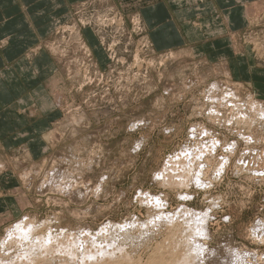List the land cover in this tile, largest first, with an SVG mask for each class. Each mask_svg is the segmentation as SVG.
I'll use <instances>...</instances> for the list:
<instances>
[{
  "label": "rangeland",
  "instance_id": "374dc122",
  "mask_svg": "<svg viewBox=\"0 0 264 264\" xmlns=\"http://www.w3.org/2000/svg\"><path fill=\"white\" fill-rule=\"evenodd\" d=\"M137 1L52 0L45 10L48 36L25 56H49L53 111L24 156L0 148V170L15 172L0 185L9 204L0 209V264H164L188 249L185 208L208 213L206 235L195 237L205 255L188 264H264V99L229 76L204 40L156 48ZM257 25L241 40L264 68ZM214 138L219 160L202 161ZM186 147L203 150L202 183L191 180L195 163L182 166ZM19 220L32 223V241L6 236Z\"/></svg>",
  "mask_w": 264,
  "mask_h": 264
},
{
  "label": "crops",
  "instance_id": "0c3cea01",
  "mask_svg": "<svg viewBox=\"0 0 264 264\" xmlns=\"http://www.w3.org/2000/svg\"><path fill=\"white\" fill-rule=\"evenodd\" d=\"M51 1L0 0V148L5 152L22 150V155L17 151L9 157L11 160L24 156L23 149L28 152L29 145L40 143L38 126L53 111L51 89L56 77L49 56L44 52L25 56L28 47L48 36L51 15L45 10ZM55 1L70 3V0ZM137 3L148 37L156 48L174 50L204 40L212 46L211 57L222 61L229 76L254 86L257 95L264 99V68L256 62L258 56L253 54V47L241 40L246 28L257 24L260 28L257 25L255 30L262 33L264 6L262 11L258 8L264 5L263 0ZM40 6L41 12L36 16L35 9ZM246 8L252 9L250 14H246ZM13 174L10 167L1 168L0 185L10 184ZM7 205V200L0 198V209H7Z\"/></svg>",
  "mask_w": 264,
  "mask_h": 264
},
{
  "label": "bare ground",
  "instance_id": "6f19581e",
  "mask_svg": "<svg viewBox=\"0 0 264 264\" xmlns=\"http://www.w3.org/2000/svg\"><path fill=\"white\" fill-rule=\"evenodd\" d=\"M221 84V83H220ZM213 85H216V87L218 86L217 83H214ZM219 87V86H218ZM220 88V87H219ZM218 89V88H217ZM222 89V88H221ZM215 97V96H214ZM233 99L235 98V95L234 93L230 94L229 97H228V100L229 99ZM230 99V100H231ZM254 101V100H253ZM256 102V101H254ZM253 102V104H254ZM261 104V103H260ZM261 107V106H260ZM259 107V111L261 113H264V110L261 109ZM214 108V107H213ZM240 112V111H239ZM237 113V112H236ZM245 117V116H244ZM248 119V118H247ZM207 130L203 131V132H206ZM209 133V132H208ZM207 134V133H206ZM253 138V136H251ZM247 139V137H246ZM213 142V151H215L214 153L212 152L208 159L207 158H204L202 159V161H209V160H219L217 157V151H216V148H217V143H219L220 141L217 139V138H214V141ZM226 142V141H225ZM233 145L234 144H230V149H233ZM208 147V146H207ZM232 151V150H230ZM182 155L184 157V159L181 161L182 162H187L188 164L184 163V165L182 166H188L187 169H190L192 170V167H193V164L195 163L194 165V172L193 174L191 175V180L195 183H202L203 182V179L201 178V175H203V170L202 168H204V165L207 164L205 163L203 166L201 164H199L197 161H199V158L201 159L202 157H205L203 156V150L200 148V147H195V148H187L184 149L182 151ZM216 154V155H215ZM179 155V154H178ZM179 157V156H177ZM229 154H226L224 155L220 160H224V159H229ZM172 159V158H171ZM181 159V158H180ZM179 159V160H180ZM170 160V159H168ZM176 160V159H174ZM174 163H178V161H174ZM226 163V162H224ZM168 164V162H167ZM177 165V164H176ZM179 165V164H178ZM174 166V165H172ZM181 166V167H182ZM178 168V166H176ZM208 167V165L206 166ZM167 168V167H166ZM176 168V169H177ZM171 169H173L171 167ZM224 169V168H223ZM167 170V169H166ZM175 171V170H174ZM189 172V171H188ZM192 173V171H190ZM174 175V174H173ZM163 176V175H162ZM176 176V175H175ZM179 177V175H177ZM176 178V177H175ZM181 179H183L182 177H180ZM185 180V179H184ZM188 182V181H187ZM172 183V182H171ZM150 197V196H149ZM154 198V199H153ZM151 199L154 200L155 202H157L158 204H160L161 202V199L159 197H156V196H151ZM150 207V206H149ZM181 212V211H180ZM179 215L180 213L177 212ZM184 215H186L188 217V221L189 223L191 224V228L188 229L190 230V235L189 237L187 238L186 240V243L185 245H187L188 249H185L182 251V253L179 255V256H176L174 259H168L164 264H188L191 262V260H194L196 259L198 256H200L201 254H203V251H204V247H203V243L195 238L196 236H203V235H206L205 233L207 232V226H206V218L208 217V213H202V212H197V211H192V210H189V209H184L183 211ZM182 213V214H183ZM162 215L159 216V218H161V220H163L162 218H168L169 220L171 219V217H173V214L170 215V214H164V213H160ZM159 215V214H158ZM170 215V216H169ZM181 216V215H180ZM186 217V218H187ZM176 218V217H175ZM185 218V217H184ZM165 219V220H166ZM181 220V219H180ZM155 221V220H154ZM171 221V220H170ZM187 222V221H186ZM108 226H104L102 230H105ZM109 228H107L108 230ZM62 232V231H61ZM103 233V232H102ZM33 227H32V223H24V220H19V221H16V223L11 226V228L9 229V231L7 232V235L6 236H9L10 238L11 237H16L15 239H19V240H29V241H32V239L34 237H32L33 235ZM49 234V233H48ZM51 234V233H50ZM89 234V233H88ZM102 235V234H101ZM106 235V234H105ZM55 236V235H53ZM81 236V235H80ZM47 237H49V235H47ZM51 238V235L50 237L48 238L47 241H49V239ZM52 239V238H51ZM5 241V240H4ZM40 243V241H38ZM43 242V241H42ZM50 243V242H49ZM45 244V243H44ZM47 244V243H46ZM109 249V248H108ZM206 252V251H204ZM243 254V253H242ZM205 255V254H203ZM241 257V256H239ZM244 257V256H243ZM126 259V256L124 258V260ZM200 259V258H198ZM161 260V259H160ZM202 262V261H201ZM204 262V260H203ZM158 263V262H157ZM155 262V264H157ZM2 264H7V263H2Z\"/></svg>",
  "mask_w": 264,
  "mask_h": 264
}]
</instances>
